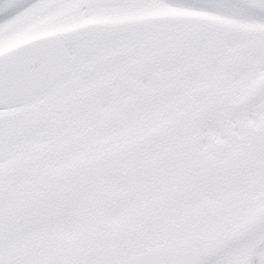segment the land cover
<instances>
[{
	"label": "snow or ice",
	"instance_id": "obj_1",
	"mask_svg": "<svg viewBox=\"0 0 264 264\" xmlns=\"http://www.w3.org/2000/svg\"><path fill=\"white\" fill-rule=\"evenodd\" d=\"M0 264H264V0H0Z\"/></svg>",
	"mask_w": 264,
	"mask_h": 264
}]
</instances>
